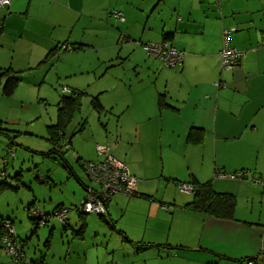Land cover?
I'll list each match as a JSON object with an SVG mask.
<instances>
[{
    "label": "crops",
    "instance_id": "crops-1",
    "mask_svg": "<svg viewBox=\"0 0 264 264\" xmlns=\"http://www.w3.org/2000/svg\"><path fill=\"white\" fill-rule=\"evenodd\" d=\"M115 11L123 15L119 29L127 35L134 37L132 24L142 23L137 34L141 48L94 41L106 38L107 32L90 23L99 25ZM224 30L230 31L229 45L242 52L232 69L221 67ZM162 40L183 53L180 66L169 68L146 54L144 44ZM10 44V56L4 55L2 50ZM62 44L83 47L60 48L50 55ZM96 44L101 50L93 60L86 58V51ZM0 49V69L18 72L20 81L21 72L49 61L48 72L59 61L70 67L53 73L52 80L56 82V74L57 81L66 82L71 90L98 79L90 104L98 115H117L115 131L104 140L113 139L110 154L136 180L134 196L116 194L104 216L98 217L117 232L119 244L133 248V264L171 253L179 258L176 250L182 248L197 254L183 258L192 264H246L257 257L264 264V185L215 177L216 171L246 170L248 178L264 173V0H10L0 6ZM73 61L77 66L71 65ZM95 98L99 107L92 105ZM84 127L82 123L79 130ZM71 174L85 190L82 200L98 190L75 171ZM195 180L231 194L235 219L192 211L186 204L193 192L182 194L185 203H171L174 211L169 213L175 223L174 239L167 236L164 243L160 223L169 209L154 196L173 190L172 184ZM62 205L57 203L52 210ZM128 214L133 221L124 223ZM85 227V221L70 227L72 236L83 239ZM22 232L24 242L38 238L35 229ZM115 239L111 234L107 240ZM107 248L101 252L103 262ZM36 251L30 261L38 260ZM64 253L68 256L67 247L59 257ZM73 256L64 264H100Z\"/></svg>",
    "mask_w": 264,
    "mask_h": 264
},
{
    "label": "rangeland",
    "instance_id": "rangeland-1",
    "mask_svg": "<svg viewBox=\"0 0 264 264\" xmlns=\"http://www.w3.org/2000/svg\"><path fill=\"white\" fill-rule=\"evenodd\" d=\"M109 17L99 25L90 23V25H97L99 30L103 31V34L104 32L108 34V36L105 35L106 38L104 39L94 40L96 43L104 44L114 41L115 45L118 41L119 47L127 46L134 49L137 45L141 48L139 40H137V34L142 28V23L132 24L133 31L136 33L135 35L132 31L135 39L133 35H127L123 28L119 29L121 22L118 19L112 15H109ZM102 33L100 37L103 36ZM11 44L5 46L2 50L4 55L10 56ZM98 44L93 46L94 49L90 48L86 51V58L94 59V55L101 50L97 49ZM135 54L136 52H133V55L130 56L131 60L135 58ZM72 63L71 65L75 66L78 64L77 61ZM49 64H51V61L46 63L45 66L39 67V69L32 68L21 72L20 74L23 77L12 95L4 96L0 92V121L6 131V135H0V180L5 179L13 187L0 192V218H9L12 221L17 240L25 241L22 230L25 229L30 232L31 229H35L29 217L32 210L38 208L41 212L50 213L57 203L63 204L60 206L61 208L69 209L67 217L69 220H67L66 225L53 217H49L47 225L35 229L38 238L35 239L34 237L23 243L24 255L19 264H29L30 259L34 257L35 250H37L36 253H40L38 258L40 264H48L50 261L64 264L66 260L73 261V255L76 257L78 255L80 257L87 256L91 261L96 262L97 260L100 264H133L134 256L130 255L133 248L128 247L129 244L124 243V245H121L116 241L114 236L117 232L111 230L110 224L103 222L94 213L85 214L83 219L77 217L79 215L76 208L80 205L85 190L75 177L69 173L70 167L85 184L99 189L98 184L91 181L85 174L81 163L83 160L96 161L103 159V157L100 158L97 155L96 144L109 145L111 148L113 139L106 141L104 138L108 137L109 132L115 131L117 115L108 112L98 115L92 108L90 96L97 87L98 79L90 83L86 82L83 86H75L83 93L79 99L78 108L72 112L64 130L62 141L67 142L71 137V147L67 150L64 148L61 150L64 158L68 161L69 167L66 168L58 154L48 153L52 148L48 138L50 135L49 127L56 122L57 101L62 93L61 89L63 86L70 89L66 82L57 81L56 74L58 72L64 73L70 67L64 66L62 61H59L58 65L54 64L52 70L48 72V69L52 67ZM67 64L69 63L67 62ZM58 67L60 69L56 72ZM53 73H56L54 75L56 82L52 80ZM82 123H84V129L77 131ZM77 157L81 159L76 161ZM151 186L156 187V184L151 183ZM172 186L175 187L173 190L165 191V193L160 191L154 196L156 201H163L169 209L164 211L167 216L160 223L164 243H166L167 236H169V240L174 239L175 223L171 221L169 214L174 211V206L171 203H177L178 201L185 203L183 198L185 195L182 194H191L179 191L178 183L176 186L173 184ZM147 200L153 199L149 198ZM130 218V214L126 215L123 222L133 221ZM73 219H76V222L72 221ZM83 221L86 222V231L82 235L84 236L83 239L74 238L72 236L73 228ZM4 222L5 220L0 219V227ZM69 225L73 227L72 230ZM53 226L49 247H47L45 243L49 230ZM17 228L20 233L17 232ZM95 232L97 235H95ZM111 234H113L115 240L109 242L107 239ZM66 247L68 256L70 253L72 254L69 259L66 253L61 257L58 255V252H62L63 248L66 250ZM105 248L108 251L107 262H103L104 259L101 257V252ZM176 251L179 252V258L171 253L170 256H165L163 259L156 261L148 259L147 263L135 264H192L183 258L197 256V254L185 248ZM145 256L147 257V255H144L143 258H139L144 260ZM8 263L9 258L5 253V249L0 247V264Z\"/></svg>",
    "mask_w": 264,
    "mask_h": 264
},
{
    "label": "built area",
    "instance_id": "built-area-1",
    "mask_svg": "<svg viewBox=\"0 0 264 264\" xmlns=\"http://www.w3.org/2000/svg\"><path fill=\"white\" fill-rule=\"evenodd\" d=\"M10 3V0H0V6H5ZM113 17L119 21H123V15L120 12H113ZM230 31H223V48L220 52L221 67L223 69H232L237 64L242 55V52L229 45L227 36ZM64 49H70L64 46ZM143 48L146 54L152 58L158 59L163 65L169 68H176L181 65L183 53L173 46L167 40H162L159 43L144 44ZM63 93H68L66 88H62ZM65 148H69L65 142L62 143ZM97 155L102 156V160L83 162L85 174L91 181L98 184V190H91L88 195L80 202L76 208L82 214L94 213L96 215H103L107 211V205L116 194H123L126 196H134L136 193L135 183L127 166L120 160L116 159L110 154L108 145H97ZM215 177L219 179L228 180H244L252 183L264 185V173L259 176H251L248 178L246 170H238L235 172H221L216 171ZM178 189L182 192L191 193L194 191V186L190 183H179ZM69 209L58 208L50 215H45L38 208L31 211L32 219L37 221L40 226L45 224L46 219L53 217L61 223L67 222ZM4 234L0 238V245L4 246L5 253L9 256L8 264H16L19 259L23 257L22 249L14 242L13 226L9 221L5 220L2 224ZM246 264H262L260 258L248 259Z\"/></svg>",
    "mask_w": 264,
    "mask_h": 264
},
{
    "label": "trees",
    "instance_id": "trees-1",
    "mask_svg": "<svg viewBox=\"0 0 264 264\" xmlns=\"http://www.w3.org/2000/svg\"><path fill=\"white\" fill-rule=\"evenodd\" d=\"M73 45L74 46H69L70 49L73 51L80 50L83 47V45L81 44H78V45L73 44ZM64 46L66 47V44L56 46L54 50H51L52 52L50 53V55L54 54V52H56L60 48L63 50H70V49H64L63 48ZM19 81H20V77L18 76V72L12 71L9 67L0 69V92L2 95L4 96L12 95ZM82 93H83L82 91L76 90V89H72L68 93H63V92L61 93L59 101L57 103V121L54 125H51L49 127L50 135H49L48 140L50 141L52 148L49 150L48 153L58 154L59 157L63 160L66 168H68L69 165H68L67 160L64 158L63 152H61V150L62 148H64L65 150L69 149L71 145V140L68 139V141L65 142L67 145H69V148H65L62 145L63 143L62 139L64 136L65 127L71 117L72 112L75 109H77L80 104L79 99ZM92 105L94 107L95 106L99 107V103L96 98L92 100ZM5 133L6 131L2 127L1 121H0V135H6ZM83 162H86V160H83L81 163V166L84 169ZM71 169L72 168L69 167V172L72 173ZM191 184L194 186V191H193L192 200L186 204V207L188 209L199 212V213H203L206 215H210V216H213L219 219H230V220L235 219L234 218L235 200L231 194L216 192L212 188L210 182L200 183L195 180V182H191ZM8 188H13V187L8 182H6L5 179L0 180V192ZM27 206L29 207V205ZM58 208H61V207L58 206L56 209ZM56 209H53L50 213H44V212L42 213H44L45 215H50ZM78 214L81 217H84L85 215L79 211H78ZM98 216L102 217L104 216V214L98 215ZM29 217L32 221V224L35 226V229H37L40 226L39 223L35 221L34 219H32L31 215ZM0 219L7 220L12 225V221L9 218H0ZM47 222H48V219H46L45 224H43L42 226L47 225ZM66 223L67 222L62 223V224L66 225ZM82 228L83 226L80 228L79 232L82 231ZM4 233L5 232L3 230V227L1 226L0 227V238L2 237V234ZM12 239L14 240V242H16L19 245V247L22 249V252L24 254L23 247H22L24 241H21V240L18 241L15 233L13 234ZM0 247L4 248L3 245H0ZM249 259H254V258H249ZM20 260L21 259H19L16 264H19ZM40 263L41 262H39V260H32L30 261L29 264H40Z\"/></svg>",
    "mask_w": 264,
    "mask_h": 264
}]
</instances>
